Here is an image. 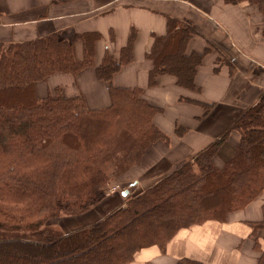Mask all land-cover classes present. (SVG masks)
<instances>
[{
	"label": "trees",
	"instance_id": "1",
	"mask_svg": "<svg viewBox=\"0 0 264 264\" xmlns=\"http://www.w3.org/2000/svg\"><path fill=\"white\" fill-rule=\"evenodd\" d=\"M254 6L264 0H223ZM196 33L192 24L168 16L166 32L154 35L147 53L148 85L160 74L195 89L203 51H186ZM82 57L74 42L57 32L19 42H0V264H126L150 245L164 250L181 228L208 219L223 220L264 191V90L232 123L141 192L120 189L123 200L94 222L65 232L53 219L83 214L104 198L108 184L139 163L156 141H167L153 122L159 108L138 87L109 85L111 103L88 108L82 94L58 89L38 97L37 81L55 72L76 75L93 66L98 33L86 32ZM131 44L119 62L105 55L96 74L110 81L120 63L131 59ZM239 138L221 165L213 157L229 131ZM109 166L107 173L104 168ZM262 220L251 224L264 228ZM54 221V222H53ZM256 248H260L258 240ZM60 255V257H59ZM176 264H200L182 258ZM258 264H264L260 250Z\"/></svg>",
	"mask_w": 264,
	"mask_h": 264
},
{
	"label": "crops",
	"instance_id": "2",
	"mask_svg": "<svg viewBox=\"0 0 264 264\" xmlns=\"http://www.w3.org/2000/svg\"><path fill=\"white\" fill-rule=\"evenodd\" d=\"M168 16L186 19L194 27L187 52L208 48L194 76L195 89L178 85L176 77L167 73L148 85L152 62L146 55L153 36L166 32ZM261 30L262 15L256 7L223 0H0V42L57 32L74 42L76 56L81 58L82 40L76 36L98 33L94 65L76 75L55 72L37 81L38 97L53 94L57 88L64 96L82 94L88 108H100L111 103L109 85L138 87L142 97L160 109L153 122L168 139L154 142L118 180L130 194L141 192L217 138L264 90ZM128 42L131 59L120 63L110 81L98 77L95 67L104 56L119 62ZM219 56L222 63L216 61ZM238 138L239 132L231 129L213 157L216 165L233 154ZM118 192L111 190L108 200ZM120 194L118 204L123 200ZM263 203L264 191L221 221L208 219L179 229L164 250L157 245L139 249L126 264H176L182 258L200 264H258L260 250L264 251V228L254 231L251 224L262 220ZM82 216L56 223L68 232L98 219L83 222Z\"/></svg>",
	"mask_w": 264,
	"mask_h": 264
},
{
	"label": "rangeland",
	"instance_id": "3",
	"mask_svg": "<svg viewBox=\"0 0 264 264\" xmlns=\"http://www.w3.org/2000/svg\"><path fill=\"white\" fill-rule=\"evenodd\" d=\"M216 61H217V63H222L223 62V58L221 56H219ZM104 170L108 173L109 170H110L109 166L106 165ZM118 183L119 182H114V183L108 184V186H106L107 187V191H106V194H105L106 199L104 198L92 210L83 213V216H82V218H80L81 219L80 221L84 222V221H89V220H92V219H97L100 216H102L103 214L107 213L111 208H113L116 205H118L117 202H119L118 200L120 199V196H121L120 189L124 188L123 185H121V184L119 185ZM114 189L118 190L119 192L117 194H115V198L113 200L109 201L108 197H107V194L110 193V191L114 190ZM65 217H69V216H61L59 218L53 219L55 221V226H58L57 223H56L58 220L63 219ZM59 257H60V255H59Z\"/></svg>",
	"mask_w": 264,
	"mask_h": 264
},
{
	"label": "water",
	"instance_id": "4",
	"mask_svg": "<svg viewBox=\"0 0 264 264\" xmlns=\"http://www.w3.org/2000/svg\"><path fill=\"white\" fill-rule=\"evenodd\" d=\"M125 192H123V194H124Z\"/></svg>",
	"mask_w": 264,
	"mask_h": 264
}]
</instances>
